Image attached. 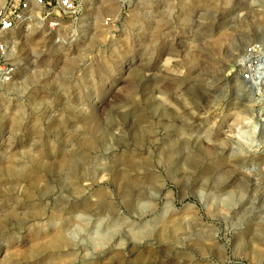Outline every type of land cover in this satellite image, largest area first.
I'll use <instances>...</instances> for the list:
<instances>
[{
  "label": "rangeland",
  "instance_id": "1",
  "mask_svg": "<svg viewBox=\"0 0 264 264\" xmlns=\"http://www.w3.org/2000/svg\"><path fill=\"white\" fill-rule=\"evenodd\" d=\"M263 26L259 0H84L59 40L12 32L0 264H264V164L233 163L264 157L236 77Z\"/></svg>",
  "mask_w": 264,
  "mask_h": 264
},
{
  "label": "built area",
  "instance_id": "2",
  "mask_svg": "<svg viewBox=\"0 0 264 264\" xmlns=\"http://www.w3.org/2000/svg\"><path fill=\"white\" fill-rule=\"evenodd\" d=\"M84 0H4L0 8V90L13 83L19 70L11 57L12 32L20 29H39L57 35L72 31L83 15ZM248 53L264 67V41L249 47ZM254 60V61H255ZM253 60L250 58L248 63ZM253 66V65H252Z\"/></svg>",
  "mask_w": 264,
  "mask_h": 264
},
{
  "label": "bare ground",
  "instance_id": "3",
  "mask_svg": "<svg viewBox=\"0 0 264 264\" xmlns=\"http://www.w3.org/2000/svg\"><path fill=\"white\" fill-rule=\"evenodd\" d=\"M261 1L263 4H264V0H259ZM263 9V8H262ZM263 13V12H262ZM253 15V14H252ZM260 27V26H259ZM261 28V27H260ZM264 28V26H263ZM264 31V30H263ZM262 31V32H263ZM229 32V31H227ZM226 33V32H225ZM226 34H229V33H226ZM225 34V35H226ZM228 36V35H227ZM225 37V38H229V37ZM233 38V37H231ZM228 40V39H227ZM258 40V39H257ZM263 40V38H262ZM260 42V40H259ZM250 47V46H249ZM248 47V48H249ZM248 50V49H247ZM245 52V50H243ZM248 58V57H247ZM255 58V56H254ZM259 64V63H258ZM257 64V65H258ZM246 65V64H244ZM246 67L248 68H245L243 71L239 72L236 77L237 79H239L241 82H242V89L244 90V92L246 93V96H249L248 98H250V100L252 99V94L253 92L255 91V88L257 87L256 90H260L263 86H264V67L263 68H256L252 65H246ZM242 68V67H241ZM240 68V69H241ZM252 83V84H251ZM259 85V87H258ZM255 87V88H254ZM247 98V97H246ZM247 98V99H248ZM249 100V99H248ZM263 102V103H262ZM244 105V104H243ZM264 105V99L263 101H261V104H259V106H263ZM260 121H261V124H262V128H263V131H262V134H264V117L261 115L260 116ZM256 151H250V153L252 155H246L244 154L241 155V156H236L235 159H233V163L236 164L237 168L240 167V166H250L252 167L256 172V175L258 176L259 173H260V170H259V166H261L262 164H264V157H262L260 154L258 153H255ZM201 156V154L199 155V157ZM238 164V165H237ZM234 165V164H233ZM242 168V167H241ZM238 170V169H237ZM229 173H225L221 176H219L217 178V183L219 185H223L225 183L226 180H228L229 178ZM217 184V187L219 186ZM245 185L243 184H239L238 185V188L241 190V191H244V188ZM247 189V188H246ZM245 189V190H246ZM231 200V199H230Z\"/></svg>",
  "mask_w": 264,
  "mask_h": 264
}]
</instances>
